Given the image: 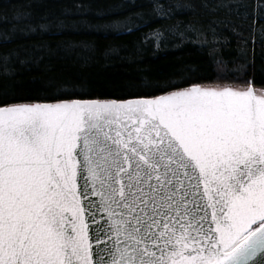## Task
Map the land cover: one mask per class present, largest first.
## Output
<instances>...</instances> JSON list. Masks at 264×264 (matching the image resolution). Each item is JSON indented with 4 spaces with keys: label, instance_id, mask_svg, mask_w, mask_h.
Masks as SVG:
<instances>
[{
    "label": "snow or ice",
    "instance_id": "snow-or-ice-1",
    "mask_svg": "<svg viewBox=\"0 0 264 264\" xmlns=\"http://www.w3.org/2000/svg\"><path fill=\"white\" fill-rule=\"evenodd\" d=\"M217 23H178L171 49L161 30L138 44L214 48ZM240 53L231 71L216 63L241 87L85 73L0 85V264H264V87Z\"/></svg>",
    "mask_w": 264,
    "mask_h": 264
},
{
    "label": "trees",
    "instance_id": "trees-1",
    "mask_svg": "<svg viewBox=\"0 0 264 264\" xmlns=\"http://www.w3.org/2000/svg\"><path fill=\"white\" fill-rule=\"evenodd\" d=\"M264 0H0V85L43 79L61 73H85L100 85L107 80H135L144 76L161 82H179L181 75L200 77L204 86L234 87L232 77L222 79L217 60L228 62L229 71L243 62L240 50L247 48L249 78L255 77V87H264ZM230 5V8L220 6ZM207 5V7H205ZM213 8H217L215 12ZM64 20L61 34H41L39 25H55ZM216 20L214 48L198 42L184 44L178 50L153 54V48H143L138 41L155 30L165 32L168 47L177 41L169 30L178 23L208 24ZM138 26L131 34L117 32L106 25ZM35 27L36 33L23 37L21 30ZM8 37L6 41L4 37ZM137 47L142 50L138 54ZM121 49L119 55L108 53ZM9 58L7 71L15 78L5 79L3 58ZM131 58V59H129ZM87 59L88 63L85 64ZM24 60L25 65L19 64ZM15 61V62H13Z\"/></svg>",
    "mask_w": 264,
    "mask_h": 264
},
{
    "label": "water",
    "instance_id": "water-1",
    "mask_svg": "<svg viewBox=\"0 0 264 264\" xmlns=\"http://www.w3.org/2000/svg\"><path fill=\"white\" fill-rule=\"evenodd\" d=\"M210 87H214V86H210ZM232 87H234V86H232Z\"/></svg>",
    "mask_w": 264,
    "mask_h": 264
}]
</instances>
